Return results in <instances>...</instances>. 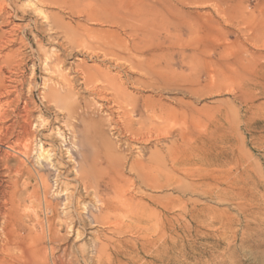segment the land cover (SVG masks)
I'll use <instances>...</instances> for the list:
<instances>
[{
	"label": "rangeland",
	"instance_id": "rangeland-1",
	"mask_svg": "<svg viewBox=\"0 0 264 264\" xmlns=\"http://www.w3.org/2000/svg\"><path fill=\"white\" fill-rule=\"evenodd\" d=\"M0 14L4 72L13 70L22 79L23 99L30 97L36 120L58 115L52 128L65 133L64 144L59 139L62 146L55 147L64 161L68 152L74 159L80 149L88 162L101 167L91 174L88 193L79 189L77 211L65 196L58 197L57 173L49 166L41 171L50 180L47 199L58 203L67 224L58 243L35 238L46 246L48 264H264V0H0ZM69 28L84 32L86 48L71 54L63 36ZM53 53L71 78L79 79L75 66L80 64L97 75L96 87L107 86L110 78L121 87L117 103L111 104L80 89L89 108L77 130L95 120L100 133L91 130L73 139L60 124L65 112L45 107L42 96L49 90L43 83L50 74L44 60ZM174 108L181 114L186 151L180 169L167 174L168 147L176 132L154 135L173 123L160 116L172 118ZM111 111L135 121L133 128L151 132L153 139L134 142L128 133L111 129L106 121ZM50 133V127L43 131ZM105 142L114 149L113 172L103 156ZM2 149L0 143V156ZM35 157L28 162L34 174L42 163ZM133 162L157 166L139 175L130 170ZM2 168L4 188L8 177ZM71 177L60 181L74 185ZM108 202L116 209H102ZM43 207L39 216L45 222L50 214ZM80 212L84 228L77 220ZM34 222L21 226L25 232L33 227V236L41 234ZM71 226L83 228V234L77 238Z\"/></svg>",
	"mask_w": 264,
	"mask_h": 264
},
{
	"label": "bare ground",
	"instance_id": "bare-ground-1",
	"mask_svg": "<svg viewBox=\"0 0 264 264\" xmlns=\"http://www.w3.org/2000/svg\"><path fill=\"white\" fill-rule=\"evenodd\" d=\"M44 17L45 19L50 18L49 16L46 15ZM11 18L12 15L9 14L8 19L5 20L9 22ZM69 29H66V32H64L65 35L63 36L64 38L66 37L69 47L72 48L71 54L73 53V51H75V49L86 48L85 47L86 45L84 44L85 41L83 35L84 32L82 33L81 31H78V29L77 30L74 29L69 30ZM12 31L13 30L11 29L10 31H8V33H11ZM2 36L5 35L2 34ZM54 53L53 56L49 55L44 60V69H45L44 71L50 74L48 75L49 77L45 79L43 83V88H48L49 90L47 93H44V96H42L43 101H45L46 103L45 107L48 110L51 107H54L55 110L58 112V114L62 113L63 111L65 112V115L67 117L65 121L62 120V123L60 124L61 126L65 125L69 128L73 139H75L79 134L82 135V137L83 136L87 137V134H90L89 132H91V130H93L94 133L97 132L100 133L97 124L98 121L96 122L95 120L90 122L92 123V125H90V127H88L87 129L84 127L82 132L81 131L79 132V130H77L78 126L80 127V125L86 123L83 113L87 111V109L89 108L87 104H85L84 102L85 98H83V96L81 95L82 92L80 91V89L88 90V91L91 90V92L93 93L95 92L98 95V97L101 100H103L105 103L107 102L111 104V103H117V99L121 87L118 88L116 86L115 81L112 80L113 78H110L112 81L111 80L109 81V79L108 82L105 81L107 83V86L103 88L96 87L95 84L97 82L95 84L93 82L95 81L97 75L93 72V70L89 69L86 66H82L80 64L75 66L76 72L80 76L79 79L75 80L71 78L67 70L64 69L67 72L65 73L64 70L62 69L64 62L60 60L59 56H57L58 55L57 53H56L57 55H55ZM11 56L12 55H10V57ZM21 83H22V79H20L16 75L15 71L10 70L4 72L3 66L0 65V143L4 147V150L2 149L3 153L0 156V165H2L3 167L2 171L3 169H6V174L4 173V175L8 177L6 181L8 184L5 185L6 187L2 188V185L0 184V239L2 240L1 241L2 244L0 247L1 248L0 250H2V252H0V264H48L47 253H46L47 249H45L46 246L43 247L44 246L43 244L42 246L41 244L40 245L36 244L35 238L36 237L42 238V236L43 238L48 237V239L51 242L58 243L59 241L63 240V236L61 232L62 229L67 226V224L64 218L61 219L58 214V203L52 202V200L50 201V199L49 200L47 199L48 193L50 192L51 189L50 180L48 178V175L46 176L42 174L41 171L44 172L45 170H47L46 166H49L51 171H55V173H57V175H55L56 176L55 184H56V191L58 197L65 196L67 202H69L71 205H74V208L77 211L78 206L80 204V198L82 197V193L79 191V189L81 188L85 194L88 193L89 187L92 186L93 183L91 182V174H93L94 172L98 173L99 170L101 171V167L100 165H97V163H94V161L93 163L88 162L86 160L87 158L81 152L80 149L77 152L76 157L74 159L71 158L72 154H70L67 151L68 153L66 152L67 153L66 156L70 157L69 161L68 160L64 161L65 159L63 160V157L65 155L62 156L61 151L59 150V152H57V149L55 147L58 146L60 148L62 146V145L60 146L61 143L58 145L59 139L64 144V142L66 141L65 133L62 131V128L59 126L52 128L54 122L58 120V115L57 117L54 115L55 120L54 119L40 120L41 116L39 117V121L36 120L37 117L34 116L35 106L33 105L30 97L23 99V92L19 87ZM77 87L79 88L77 89ZM6 98H10V99L5 100ZM82 102H84V104H82ZM122 106L123 105L118 107L121 108ZM154 110L153 112H155ZM114 111L117 110L114 109ZM173 111H171L173 117L170 119H166L168 116L167 117L160 116L161 119L165 121L171 120L173 123L167 124L165 128L160 129L159 131L157 130L158 132L155 133L154 135L155 137H159V138L168 137L173 130L176 132V136H177L176 140L172 143L170 147H168L167 163L169 162L171 169L168 170L165 169L167 171L166 172L167 174L180 169V166L184 163L185 159L183 158V155L184 152L186 151V150L184 151L183 148V143H184L183 141L184 139H186V134L184 130H182V127H180L179 125L180 122L179 119L181 114L180 111L177 110V108L176 109L174 108ZM114 113L111 111L106 119L111 129L113 130L117 129L120 132L123 131L125 133H128V135L132 138L134 142L137 141L144 142L153 137L151 132L145 134V133H141L142 131L138 132L137 130H135L133 128V124L135 123V121H133L134 123L132 122L133 123L132 124L131 120H128L127 122L125 121V119H122L121 117H115ZM124 114H127V112ZM13 116L15 120L12 121L10 119ZM128 119L131 118L128 117ZM36 127L37 130H35ZM48 127H50L51 133L48 135H44L43 131ZM46 145H48L47 148ZM103 146H104L103 156L107 160L108 165L111 166L110 170L112 172L116 171V167L114 165V163L116 162L114 159L116 158H114L115 157L113 155L114 153H112L114 152V149L112 151L113 146L109 143L106 144V142L104 143ZM32 156L33 157L36 156L35 159L37 158L38 160H42V163L40 164L38 169L35 170L36 174H34V172H32V170L30 169V167H28V162L30 161V159H32ZM11 160H15V163L10 164ZM71 162L73 164H70ZM99 163L102 164L100 160ZM32 164L34 166L35 163ZM156 166L157 165L155 164L152 165L151 162L150 163L141 162L140 165L133 162L129 167L132 172L139 173V175L144 173L146 175L152 172L153 170H155ZM70 174H72L70 181L71 182L73 181V183L75 182L74 185H71L70 182L60 181L62 180V178H65L67 175L69 176ZM143 175L141 176V178L143 179L144 182H147L144 178L145 176L143 177ZM34 180L36 185L35 183H33ZM70 189H73V191H70ZM42 204L44 206L43 207L44 210L46 212H49L50 214V217L45 216L46 217L45 222L41 221L42 218L40 219L39 216V212L42 210L41 209ZM101 207L102 209H107L110 211L116 209L114 204L112 205L109 202L103 203ZM30 208L34 209L33 213L30 212L29 210ZM30 213L34 218V221L41 227L40 229L41 234H37L36 232L35 236H33L32 235L34 231L33 227L32 228L30 227L29 231L26 230L27 232H25L24 228L21 227L22 224L33 219L29 215ZM82 213L81 212L79 213L78 216L79 219H77L79 224L82 225L81 227L86 225L87 222L86 218L83 216ZM55 216H57L58 219V221L56 222H55ZM130 217L137 218L133 214H131ZM94 221L98 222L97 217H94ZM83 228H79V226L77 227L71 226L69 228L70 229L69 232L75 234L76 237L78 238L83 234V230H84ZM28 239L30 240L29 244L34 243L33 244L34 247L32 248L31 246V249L30 246L26 245L27 243L26 240ZM66 239L68 238L66 237ZM24 250H28V251L24 252ZM54 264H58V263L54 261Z\"/></svg>",
	"mask_w": 264,
	"mask_h": 264
}]
</instances>
